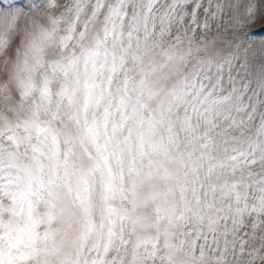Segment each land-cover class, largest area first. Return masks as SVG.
I'll return each instance as SVG.
<instances>
[{
    "label": "clouds",
    "instance_id": "clouds-1",
    "mask_svg": "<svg viewBox=\"0 0 264 264\" xmlns=\"http://www.w3.org/2000/svg\"><path fill=\"white\" fill-rule=\"evenodd\" d=\"M264 0H0V264H264Z\"/></svg>",
    "mask_w": 264,
    "mask_h": 264
},
{
    "label": "rangeland",
    "instance_id": "rangeland-1",
    "mask_svg": "<svg viewBox=\"0 0 264 264\" xmlns=\"http://www.w3.org/2000/svg\"><path fill=\"white\" fill-rule=\"evenodd\" d=\"M258 21V20H257ZM257 23V22H256ZM256 23L254 24V25H252V27L250 28V31H253V30H255L254 29V26H256ZM255 28H257V26L255 27ZM262 31H264L262 28H260ZM260 29H259V31H260ZM259 31L258 30H256V31H253L252 33H250L249 35L251 36V37H253V38H259Z\"/></svg>",
    "mask_w": 264,
    "mask_h": 264
},
{
    "label": "bare ground",
    "instance_id": "bare-ground-1",
    "mask_svg": "<svg viewBox=\"0 0 264 264\" xmlns=\"http://www.w3.org/2000/svg\"><path fill=\"white\" fill-rule=\"evenodd\" d=\"M257 26V28H255ZM256 26H254V29L255 30H253V31H256V30H258L259 31V29L260 28H264V19H259L258 21H257V23H256ZM261 30V29H260Z\"/></svg>",
    "mask_w": 264,
    "mask_h": 264
}]
</instances>
